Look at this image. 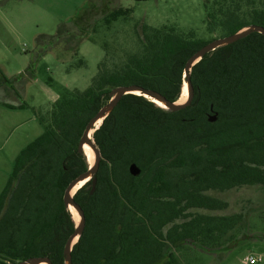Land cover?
Here are the masks:
<instances>
[{"label": "trees", "instance_id": "obj_1", "mask_svg": "<svg viewBox=\"0 0 264 264\" xmlns=\"http://www.w3.org/2000/svg\"><path fill=\"white\" fill-rule=\"evenodd\" d=\"M210 1L204 5L210 32L226 36L248 25L264 26V0ZM132 14V8L120 6L109 9L104 21L112 24ZM86 18L79 15L56 34L40 35L38 45L79 44L89 35ZM139 38L141 50L118 62L107 51L92 84L66 90L48 111L37 110L44 130L17 154L0 191V264L32 257L65 264L64 246L77 223L64 192L90 168L79 148L87 123L120 85L137 84L178 101L188 59L215 39L166 26H145ZM190 79L195 90L189 106L173 111L143 94H124L95 130L102 157L94 193L90 180L74 194L86 226L73 246V264H175L178 258L168 246L188 240L199 249L216 247L215 253L233 247L224 243L244 225L243 212L227 216L193 210L228 206L211 191L264 187V33L210 51L193 65ZM212 106L218 113L215 122L208 118ZM133 162L141 167L137 175L130 171ZM149 225L158 232L169 226L166 241L151 235ZM251 237L264 236L254 232Z\"/></svg>", "mask_w": 264, "mask_h": 264}, {"label": "rangeland", "instance_id": "obj_2", "mask_svg": "<svg viewBox=\"0 0 264 264\" xmlns=\"http://www.w3.org/2000/svg\"><path fill=\"white\" fill-rule=\"evenodd\" d=\"M205 4L206 0H0V191L17 154L44 130L37 110L48 111L66 90H84L92 84L107 51L109 58L118 62L141 50L139 37L145 26L174 27L183 34L194 31L197 38L205 40L221 37L220 31L208 30ZM120 6L132 8V17L106 24L105 14ZM79 15L90 21V25L85 23L89 35L79 44L60 41L51 45L48 41L38 45L40 35L56 34L62 24H71ZM71 29L82 35L76 26ZM41 48L47 51L41 54ZM3 102L21 103L24 108L11 109ZM210 193L226 200L228 206L193 211L227 216L243 212L244 225L232 231L233 241H225L226 247L233 244L229 252L218 255L213 254L216 247L199 249L189 240L179 247L169 245L178 258L175 264H246L250 253L264 258V237H251L254 232L264 236V187L254 184ZM167 228L158 232L149 225L151 235L163 242ZM255 264H264V259Z\"/></svg>", "mask_w": 264, "mask_h": 264}, {"label": "water", "instance_id": "obj_3", "mask_svg": "<svg viewBox=\"0 0 264 264\" xmlns=\"http://www.w3.org/2000/svg\"><path fill=\"white\" fill-rule=\"evenodd\" d=\"M253 32H261L264 33V26L262 25H251V26H246L243 29L239 30L235 34H230L226 36H221L216 39H212L209 41L206 45H204L200 50L194 53V55H191V57L188 59L185 67V73L184 76L186 77V82L188 85V96L187 99L183 103H179V100L177 101H171L167 99L164 95H162L159 91L153 90V89H147L143 88V86L137 85V84H132V85H120L116 88H113L111 90V96L112 99L110 100L109 103L104 105L98 113L92 118L90 122L87 123L84 133L82 135V139H80V144L79 148L81 151H85L84 146L85 144L90 145L92 150L95 153L94 157V162L90 166V168L85 171L84 173L78 175L70 184L68 185L66 191L64 192V201L66 206L71 208V206L74 207V209L78 212L79 214V222L77 223V226H75V231L69 237L67 240V243H65L64 246V254L66 256L65 264H73L72 260V250L73 246L75 243L78 242L85 226H86V216L84 213V210L82 209L83 207L76 202L74 198V194H72V191L74 188L80 184L81 182H84L83 185L87 182L92 180V191H90L91 194L94 193L96 190V184H97V179L94 177V175L98 172L99 166H100V160L102 157L101 151L96 145L94 141V135L91 136V131L96 130L99 128L100 124L103 122L104 118L109 115L114 107L119 103L121 97L124 94L128 93H136V94H143V96L151 99L152 101L156 102L160 101L161 103L167 105V109L169 110H181L187 106H189L192 103L193 96H194V86L192 84V81L190 79V73L192 70V67L195 63H198L203 56H205L207 53H209L212 50L217 49L218 47H221L223 45H226L228 43H234L237 40H240L241 38L247 36L248 34L250 35ZM159 105V104H158ZM161 107V106H160ZM213 106L211 108L212 112L209 114L208 118L209 121L215 122L218 119V113L213 112ZM102 119V122H100L99 125L96 126V123L99 122ZM86 153V151H85ZM130 171L133 175H137L141 172V167L133 162L130 165ZM81 185L80 188L83 186ZM71 212V211H70ZM72 213V212H71ZM76 221V220H75ZM51 258L49 257H32L31 259H28L26 261H22L19 264H40L41 262H46L48 264H52Z\"/></svg>", "mask_w": 264, "mask_h": 264}, {"label": "bare ground", "instance_id": "obj_4", "mask_svg": "<svg viewBox=\"0 0 264 264\" xmlns=\"http://www.w3.org/2000/svg\"><path fill=\"white\" fill-rule=\"evenodd\" d=\"M187 90H188V85H187V82L184 81V87H183V90H182L181 97H180V99H179V103H183V102L186 100V98H187ZM157 104H159V105H160L162 108H164V109H167V107H168L167 105L161 103L160 101H157ZM100 122H102V119H101L99 122L96 123V126L99 125ZM94 132H95V129L91 131V136H93ZM84 149H85V151H86V154L88 155L87 158H88L89 164H90V166H91V165L93 164V162H94V158L92 159V157H94V154H95V153L93 154L94 151L92 150V148H91L90 145H88V144H85ZM83 183H84V182H81L80 184H78V185L74 188V190L72 191V194H74L76 191H78L79 188H80V186L83 185ZM70 211L72 212V215H73L74 219L76 220V222H79V214H78V212L74 209L73 206H71ZM40 264H48V263H46V262H41Z\"/></svg>", "mask_w": 264, "mask_h": 264}, {"label": "built area", "instance_id": "obj_5", "mask_svg": "<svg viewBox=\"0 0 264 264\" xmlns=\"http://www.w3.org/2000/svg\"><path fill=\"white\" fill-rule=\"evenodd\" d=\"M263 260V255L260 254H255V253H250L249 255H247V257L245 258V262L247 264H255L258 262H262Z\"/></svg>", "mask_w": 264, "mask_h": 264}, {"label": "crops", "instance_id": "obj_6", "mask_svg": "<svg viewBox=\"0 0 264 264\" xmlns=\"http://www.w3.org/2000/svg\"><path fill=\"white\" fill-rule=\"evenodd\" d=\"M11 109H13V108H11ZM15 109V108H14ZM229 252V251H228ZM219 253V252H218ZM218 253H213L214 255L216 254V255H218ZM228 254V253H227ZM227 254H224L225 256L227 255ZM258 254H260V253H258ZM260 255H262V254H260ZM264 259V258H263ZM263 261V260H262ZM247 264V263H246Z\"/></svg>", "mask_w": 264, "mask_h": 264}]
</instances>
